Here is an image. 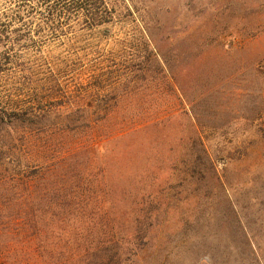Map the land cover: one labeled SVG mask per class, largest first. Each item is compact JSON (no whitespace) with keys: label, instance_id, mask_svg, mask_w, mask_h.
I'll list each match as a JSON object with an SVG mask.
<instances>
[{"label":"rangeland","instance_id":"1","mask_svg":"<svg viewBox=\"0 0 264 264\" xmlns=\"http://www.w3.org/2000/svg\"><path fill=\"white\" fill-rule=\"evenodd\" d=\"M115 1L0 73V264H264V0Z\"/></svg>","mask_w":264,"mask_h":264},{"label":"trees","instance_id":"2","mask_svg":"<svg viewBox=\"0 0 264 264\" xmlns=\"http://www.w3.org/2000/svg\"><path fill=\"white\" fill-rule=\"evenodd\" d=\"M115 0H0V73H9L14 59L23 52H41L50 40L69 38L77 27L95 29L116 18ZM146 48L149 50V42ZM150 41V40H149ZM152 52L153 49L151 48ZM59 84L55 77L46 80ZM97 108L102 107L97 103ZM102 121V120H98ZM90 127V122H80ZM80 125V124H79ZM79 127V126H78ZM106 257L107 249L96 248ZM118 250L111 261L118 259ZM103 258V255L100 256ZM119 260V259H118ZM114 264H118L116 260Z\"/></svg>","mask_w":264,"mask_h":264}]
</instances>
